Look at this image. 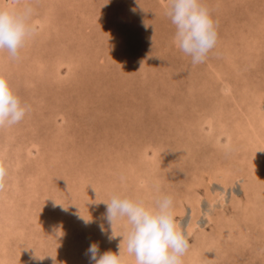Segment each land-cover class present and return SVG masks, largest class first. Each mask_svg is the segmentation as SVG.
Wrapping results in <instances>:
<instances>
[{
  "label": "rangeland",
  "instance_id": "374dc122",
  "mask_svg": "<svg viewBox=\"0 0 264 264\" xmlns=\"http://www.w3.org/2000/svg\"><path fill=\"white\" fill-rule=\"evenodd\" d=\"M202 2L218 39L193 65L168 0H0L34 29L20 59L0 52L31 106L0 128V264H90L92 243L135 264L114 193L173 198L183 264H264V0Z\"/></svg>",
  "mask_w": 264,
  "mask_h": 264
},
{
  "label": "clouds",
  "instance_id": "9594fccd",
  "mask_svg": "<svg viewBox=\"0 0 264 264\" xmlns=\"http://www.w3.org/2000/svg\"><path fill=\"white\" fill-rule=\"evenodd\" d=\"M32 11L30 7L19 11L0 8V52H7L12 60L20 59L21 49L34 35L30 24ZM166 15L175 26L177 48L191 57L193 65L205 62L216 46L218 33L202 0H168ZM30 111L31 106L22 103L8 80L0 75V128L20 123ZM7 177L8 169L0 160V192L7 186ZM105 204V219L112 229L115 223L126 219L129 230L126 237H121L126 240V252L134 257L135 264H183L190 243L176 223L170 195L160 196L150 205L142 199L114 193ZM99 227L103 233V225ZM114 237L112 232L108 239ZM87 254L90 264H126L121 251L99 254L97 243L90 244Z\"/></svg>",
  "mask_w": 264,
  "mask_h": 264
},
{
  "label": "bare ground",
  "instance_id": "6f19581e",
  "mask_svg": "<svg viewBox=\"0 0 264 264\" xmlns=\"http://www.w3.org/2000/svg\"><path fill=\"white\" fill-rule=\"evenodd\" d=\"M227 88H228V87H227ZM228 89H229V88H228ZM228 89H226V90H228ZM252 109H253V108H252ZM248 115H249V114H248ZM250 116H252V117H251L252 120H256V119H257L256 116H255V113H251L249 116H245L246 121L249 120L248 117L250 118ZM245 119H244V120H245ZM259 119H261V118H259ZM261 120H262V119H261ZM245 123H246V122H245ZM242 124L244 125V123H241L240 125H242ZM243 125H242L241 127H243ZM259 127H261V126H259ZM259 127L255 126V125H254V126H251L252 129H250V133L253 135L254 140H256V137H257V130L259 129ZM251 134H250V135H251ZM262 138H263V137H262ZM262 138H261V136H260V137L258 136V139H259V140L257 139V142L260 141V147H261V149H262V151H263V149H264V141H263ZM252 139H253V138H252ZM261 140H262V141H261ZM260 151H261V150H260ZM249 188H250V187H249ZM220 195H221V194H220ZM217 199H218V200H222L223 197H222V196H218Z\"/></svg>",
  "mask_w": 264,
  "mask_h": 264
}]
</instances>
